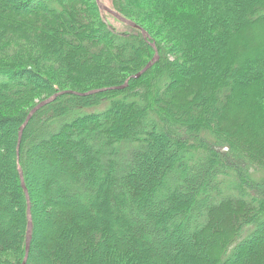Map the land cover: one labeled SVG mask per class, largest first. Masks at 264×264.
I'll return each instance as SVG.
<instances>
[{
    "label": "trees",
    "instance_id": "16d2710c",
    "mask_svg": "<svg viewBox=\"0 0 264 264\" xmlns=\"http://www.w3.org/2000/svg\"><path fill=\"white\" fill-rule=\"evenodd\" d=\"M113 5L148 42L94 0H0V264L25 254L17 148L26 264H264V0ZM150 43L140 78L60 95L17 147L33 100L121 86Z\"/></svg>",
    "mask_w": 264,
    "mask_h": 264
},
{
    "label": "water",
    "instance_id": "95a60500",
    "mask_svg": "<svg viewBox=\"0 0 264 264\" xmlns=\"http://www.w3.org/2000/svg\"><path fill=\"white\" fill-rule=\"evenodd\" d=\"M95 3H96V6H97V9L99 10V14H100V17L102 19V21H104L105 23H107V26L113 31V32H116L113 30V26L111 24H109L107 21H106V17L107 18H111L113 19V21L119 23L120 25H123V26H126V27H129L130 29L132 30H137V32H139L142 36V38L145 40V41H149L150 37L147 35L146 32H143V29L140 28L137 24H135L134 22L130 21V20H127V18H125L123 15H121L119 12H117L115 9H114V5H113V0H94ZM151 45V48L155 51V55H153L154 57L152 58V60L146 64L144 66V68H141V70L130 76L126 81H124V84L121 85V86H116V87H109V88H102V89H97V90H91V91H88V92H85L84 93H77V92H72V91H65V92H58L56 94H54L53 96H50L48 97L47 99L41 101L38 103V105L34 108H32L31 110H29L25 120H24V123L21 125L20 129H19V133H18V145L17 147H19V143H20V139H21V136L22 135V132L24 130V128L26 127V125L28 124L27 122H29L31 120V118L39 111V109H42L43 107L51 104L53 101H55L58 97H60V95H63V94H72V95H75V96H88V95H93V94H96L97 93H102V92H105V91H114V90H123L125 89L127 86H128V81L130 79H138L140 78L143 74H145L150 67H152L157 61H158V56H157V51H156V48H155V45L153 43H150ZM16 147V148H17ZM17 169H18V173H19V176H20V180H21V184L22 185V188L24 190V193H25V197H26V200H27V230H26V240H25V254H24V258L23 259V262L22 264H26L27 262V259L28 258V253H29V249H30V242H31V237H32V218H31V213H30V199H29V195H28V192L26 190V187L24 185V180H23V173L22 172V169L19 165V161H18V148H17Z\"/></svg>",
    "mask_w": 264,
    "mask_h": 264
},
{
    "label": "rangeland",
    "instance_id": "374dc122",
    "mask_svg": "<svg viewBox=\"0 0 264 264\" xmlns=\"http://www.w3.org/2000/svg\"><path fill=\"white\" fill-rule=\"evenodd\" d=\"M153 15H150V16H144V17H147L148 19H150L151 17H152ZM148 19H146V18H143V20H145V22L144 23H146L147 21H148ZM151 20V19H150ZM106 21L109 23V24H111L112 26H113V30L114 31H116V33H120V34H128L129 32H132V29H130L129 27H126V26H123V25H120L119 23H117V22H115V21H113V19H111V18H107L106 17ZM156 22V21H155ZM151 26V28H152V32H154V33H158L159 34V36H158V38L160 39V40H162V41H166V43L169 41V39H171V36H170V34H169V32L168 31H166L165 30V28L162 26V25H160V24H158V22H156V23H153V21H152V25H150ZM158 29V30H157ZM157 30V31H156ZM160 32V33H159ZM171 44H172V42H171ZM182 55V54H181ZM50 65H45V67H49ZM51 68V67H50ZM110 74V73H109ZM112 74V73H111ZM115 76H119V75H115ZM42 99V98H41ZM44 100V98L42 99V100H38V99H36V101H32V103H35V106L34 107H36L37 105H38V103L39 102H41V101H43ZM33 107V108H34ZM9 113H11L10 111H9ZM33 118V117H32ZM31 118V119H32ZM3 133V130H1L0 131V134H2ZM3 134H5V133H3Z\"/></svg>",
    "mask_w": 264,
    "mask_h": 264
}]
</instances>
